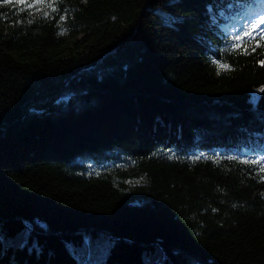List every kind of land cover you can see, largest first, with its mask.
Returning a JSON list of instances; mask_svg holds the SVG:
<instances>
[{
  "label": "trees",
  "instance_id": "1",
  "mask_svg": "<svg viewBox=\"0 0 264 264\" xmlns=\"http://www.w3.org/2000/svg\"><path fill=\"white\" fill-rule=\"evenodd\" d=\"M263 11L0 0V264H264Z\"/></svg>",
  "mask_w": 264,
  "mask_h": 264
},
{
  "label": "snow or ice",
  "instance_id": "2",
  "mask_svg": "<svg viewBox=\"0 0 264 264\" xmlns=\"http://www.w3.org/2000/svg\"><path fill=\"white\" fill-rule=\"evenodd\" d=\"M5 4H11L12 0H3ZM46 0H36L37 4H43ZM17 3H19L21 6H24L26 4V0H17ZM58 9H53V11H57ZM62 18V17H61ZM260 24H264V16L257 17L247 24V26L243 27L241 32L236 35L235 40L237 41H244L246 44L248 40H255L256 41V47H261L258 40H256V36L259 35L260 39L264 40V29H260L259 32H257L258 26ZM61 35L64 34V32L60 33ZM234 48L236 49H242L243 54H247V48L244 46V44L234 45ZM261 55H264V52L261 53ZM262 66H264V60L261 61ZM218 67H224L225 69L228 68L227 65H218ZM244 163H249V161H244ZM251 163L256 164H264V161L256 160L251 161ZM264 171V169H261Z\"/></svg>",
  "mask_w": 264,
  "mask_h": 264
},
{
  "label": "rangeland",
  "instance_id": "3",
  "mask_svg": "<svg viewBox=\"0 0 264 264\" xmlns=\"http://www.w3.org/2000/svg\"><path fill=\"white\" fill-rule=\"evenodd\" d=\"M260 16H264V13H256V14H254L252 17H249V18H247V20L246 21H248V23H249V21H251V20H253V19H255V18H257V17H260ZM245 26V24L243 25V27ZM222 29H224V30H227V26H223L222 27ZM260 29H264V24H260L259 26H258V31L260 30Z\"/></svg>",
  "mask_w": 264,
  "mask_h": 264
}]
</instances>
